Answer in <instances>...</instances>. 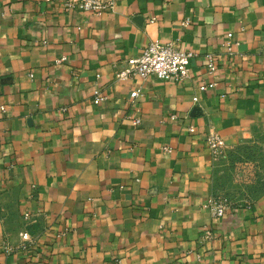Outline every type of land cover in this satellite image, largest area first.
Returning a JSON list of instances; mask_svg holds the SVG:
<instances>
[{
	"label": "crops",
	"instance_id": "0c3cea01",
	"mask_svg": "<svg viewBox=\"0 0 264 264\" xmlns=\"http://www.w3.org/2000/svg\"><path fill=\"white\" fill-rule=\"evenodd\" d=\"M155 39L191 75L116 80ZM1 78L0 264H264V190L214 216L207 142L264 144V0H0Z\"/></svg>",
	"mask_w": 264,
	"mask_h": 264
},
{
	"label": "built area",
	"instance_id": "2783aa9c",
	"mask_svg": "<svg viewBox=\"0 0 264 264\" xmlns=\"http://www.w3.org/2000/svg\"><path fill=\"white\" fill-rule=\"evenodd\" d=\"M115 6V0H62V7L66 11L81 10L102 13L112 10ZM238 42L233 39V33L228 32V39L225 42V49L228 53L234 51V45ZM198 52L192 49H185L179 46L176 41H161L158 39L150 41L143 51L134 56L126 58L123 64L116 70V80L121 81L133 77L147 78L155 75L167 81H184L191 75V62L197 56ZM207 66L210 72H214L217 65V59L212 52H208ZM100 76V74H97ZM215 81L202 82L199 85L201 90H207L214 87ZM94 98L97 101H103L107 94L103 92L102 87L98 85L94 89ZM139 91L132 90L131 95L137 96ZM198 100V96H194ZM134 123H139L140 118H133ZM209 147L214 156H218L225 146V140L219 132H213L207 138ZM230 205L216 199L212 205V214L216 217H223ZM23 236L28 239L30 233L23 232Z\"/></svg>",
	"mask_w": 264,
	"mask_h": 264
},
{
	"label": "rangeland",
	"instance_id": "374dc122",
	"mask_svg": "<svg viewBox=\"0 0 264 264\" xmlns=\"http://www.w3.org/2000/svg\"><path fill=\"white\" fill-rule=\"evenodd\" d=\"M214 199L230 208L251 203L264 190V144L245 139L220 151Z\"/></svg>",
	"mask_w": 264,
	"mask_h": 264
},
{
	"label": "water",
	"instance_id": "95a60500",
	"mask_svg": "<svg viewBox=\"0 0 264 264\" xmlns=\"http://www.w3.org/2000/svg\"><path fill=\"white\" fill-rule=\"evenodd\" d=\"M7 81L6 78H1L0 82ZM198 106H195L193 109L195 110Z\"/></svg>",
	"mask_w": 264,
	"mask_h": 264
}]
</instances>
